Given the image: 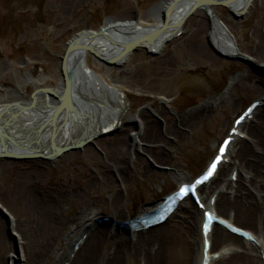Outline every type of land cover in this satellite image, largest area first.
Returning a JSON list of instances; mask_svg holds the SVG:
<instances>
[{"label": "bare ground", "instance_id": "obj_1", "mask_svg": "<svg viewBox=\"0 0 264 264\" xmlns=\"http://www.w3.org/2000/svg\"><path fill=\"white\" fill-rule=\"evenodd\" d=\"M216 1L228 2V10L236 16L248 3V0ZM174 2L177 4L167 18L168 28L160 36L152 38L155 30L164 25V14ZM195 4V0H170L159 7L157 22L151 26H141L135 20L112 22L105 26L101 34L100 31L91 33L88 30L76 34L65 51L71 49L65 62L67 77L64 78L62 75L57 87L50 92H47L48 88L40 87L36 96L32 95L28 101L21 98L9 104L12 105L11 107L0 104V154L4 152L11 156H43L50 159L31 157L29 160L51 161L65 154L55 156L60 148H73L70 151L80 150L86 145L84 143L92 140L93 136L108 131L116 132L113 137L108 138L107 147L101 148V155L96 149H85L84 166L70 165L64 169L65 172L74 171L77 176L82 174L81 183L74 181L59 183L55 188L57 197L53 200L47 195L43 198L37 195L44 190L42 181L47 175L38 165L22 168L13 174H7L4 169L0 170L2 205L7 212L16 213L18 216L14 215L17 217L16 233L21 236L27 234L26 244H22L20 248V252L24 253L25 264H37L46 254L54 255L56 258L65 253L67 255L63 264H125L131 258L143 260L142 264H195V260L202 264L204 243L198 218L202 220L204 214L197 207L187 206V201H183L178 210L171 215V219L161 226L133 235L124 228L112 226V222H97L95 220L97 214L89 208H83L94 203L93 189L101 185L114 190V194L108 199V204L117 205L119 189L116 184L120 182L124 184L129 180L130 167L135 170L134 173H139L142 171L140 168L148 166L147 161H141L136 153H143L156 163L170 162L173 159L169 151L177 145L186 143L188 136L193 135L199 128L201 120L217 105L206 103L194 113L176 117L162 106H156L154 113L142 111L137 117L132 116L129 120L138 130L136 136L144 145V147H135L136 151L133 155L127 140L128 130L120 129L117 122L127 113L123 102L120 101L117 93L112 94L99 83H94V78L97 80V73L88 64L90 53L77 48L80 45H88L93 49L95 58L111 70V66L127 63L132 53L123 56L124 51L128 45L139 42L140 46L136 48L156 55L152 59L150 68L146 70L147 80L150 81L148 83L151 86L173 77L175 68L184 65L191 67L205 65L211 69L216 68L218 59L206 48L205 37L209 44L212 43L223 55L239 56V49L229 37V28L225 20L213 8L215 5L199 6L197 9L200 8L203 12L190 20H186L187 17L183 24L188 22L189 27L185 29L186 31H181L183 24L181 26L178 24ZM258 7L261 20L256 25V30L249 33L250 47L246 50L247 54L254 56L251 62H256V59L264 56L263 0ZM207 30L209 34L205 36ZM172 40L175 44L174 49L178 52L177 58L176 54H174L175 58H171L172 56L165 50L166 45ZM127 73L134 75L141 72L134 68ZM242 76L241 79L237 78L233 81L235 88H239L243 79L246 84L242 89L258 91L261 89L260 86L264 85L262 78L248 74ZM144 80L146 77H140L135 81L137 84H142ZM67 87H70L68 93ZM224 96L226 99L231 98V92L225 93ZM94 101H100L101 104L93 103ZM260 102L261 106L255 109L258 118L256 119L254 115L252 121L244 122V125L249 124L248 140L243 143L241 138L235 139L234 142L240 144L236 158L234 160L231 158L227 164H223L218 169L216 173L218 185L211 186L213 185L211 181L208 186L200 189V195L202 203L208 208L212 207L218 217L224 218L219 213V209L225 210L229 207L236 213L235 218L238 221L248 217L255 226L260 227L262 232L258 234L256 231L244 229L252 232L257 241L254 243L227 232L221 226L214 225L209 237L211 248L208 256L212 257L213 254L219 253L220 258L212 261L211 264H264L262 259L264 255V235H262L264 233V99ZM232 104L236 109L240 107L238 104L234 105V102ZM155 115L162 117L164 123L155 119ZM131 143L135 145L137 141L133 139ZM222 169H229L230 177L236 172V181H227V177L220 174ZM172 175L174 176V172L164 174V177L169 178ZM189 182L183 179L179 184ZM208 189L209 195L204 199L201 191ZM66 190L71 192V199L62 196ZM212 197H216L214 207L210 204ZM45 200L51 203H45ZM71 201L77 212L63 221L59 217H62L63 211ZM57 204L62 209H59ZM158 204L145 209L141 214L150 213ZM181 208L184 209L183 219L178 223L171 222L172 217ZM230 217L228 212L227 218L224 219L230 222ZM122 221L125 220L119 222ZM232 223L235 225L234 222ZM64 224L69 227L65 237L67 243L58 246L55 240ZM107 224L108 227L105 226ZM25 229L27 232L23 233ZM4 230L5 227L0 222V251L10 247L5 241ZM68 241H74V245L77 246L70 247ZM215 246H219L216 252L213 251ZM159 253L163 255L160 261ZM0 264H6L1 256Z\"/></svg>", "mask_w": 264, "mask_h": 264}, {"label": "rangeland", "instance_id": "obj_2", "mask_svg": "<svg viewBox=\"0 0 264 264\" xmlns=\"http://www.w3.org/2000/svg\"><path fill=\"white\" fill-rule=\"evenodd\" d=\"M168 2L170 0H0V104L9 105L21 98L28 101L32 95L36 96L40 87L48 88L49 91L57 87L62 79L61 61L76 34L85 30L97 33L112 22L135 20L141 26H151L157 22L159 7ZM261 2L262 0H254L244 17H238L222 6H213L225 20L229 28V37L235 47L239 49L240 54L232 57L223 55L212 43L209 44L205 37L206 48L218 59L219 63L216 68L211 69L205 65L193 67L184 65L175 68L173 77L151 86L147 80L146 70L150 68L152 59L156 56L155 53L150 54L144 49L136 48L127 63L121 66H111V70L107 69L106 64L98 61L96 56L89 54L88 64L97 73V80L94 78V83H99L101 87L112 94L117 93L126 108V116L118 119L117 122L120 129L128 130L127 140H129L132 154L136 151L135 147H144L136 136L138 130L129 120L132 116L137 117L138 113L142 111L154 113L156 106H162L176 117L194 113L206 103L217 105L201 120L199 128L193 135L188 136L186 143L177 145L172 151H169L170 157L173 159L170 162L156 163L143 153H136L141 161H147L148 166L140 168L142 171L139 173H134L135 170L130 167L129 180L124 184L121 182L116 184L119 189L117 205L108 204V199L114 194V190L104 185L95 187L92 193L94 203L83 208L93 210L97 214L95 220L103 217L119 221L131 219L176 190L179 187V182L183 179L191 181L197 177L215 156L218 144L227 136V131L232 126L234 118L254 100L263 101L264 85L260 86L261 89L258 91L242 89L246 84L243 79L241 87L233 86V81L237 78L241 79L244 74L264 79V56L256 59V62H251L250 60L254 56L246 53L250 47L248 35L256 30V25L261 20L258 10ZM202 12V9H196L186 20L198 17ZM188 27L189 23L185 22L180 29L186 31L185 29ZM208 34L209 30L205 32V36ZM174 48V40L169 42L165 48L172 56L171 58H175L174 54L177 58L178 52ZM134 68L141 73L134 75L127 73L128 70H134ZM87 72L90 73L89 70ZM140 77H146V80L142 84H137L135 80ZM38 84L43 85L39 86ZM227 92H231V98H225L224 94ZM233 102L234 105L238 104L240 107L237 109L235 106L233 107ZM93 103L101 104L100 101ZM254 114L257 119L256 111ZM154 118L164 123L162 117L155 115ZM248 131L249 124L246 123L241 127V132L245 136L241 142L244 143L248 140ZM115 133L113 131L99 133L97 136H93L92 140H89L80 150L70 151L51 161L0 159V170L4 169L7 174H13L22 168H32L33 165H38L47 175L42 181L45 188L37 195L42 198L47 195L53 200L57 197L55 188L59 183L65 184L67 181L81 183L82 174L79 177L74 171L65 172L64 169L70 165L84 166L85 149H96L101 155V148L107 147L108 138L113 137ZM133 139L138 144L133 145L131 143ZM234 144L229 156L230 160L236 158V153L240 148V144L236 142ZM171 172H174V176L164 177V174ZM230 172L229 169H222L220 174H224L227 177L226 180L230 181ZM217 183L218 179L216 178L212 181L213 185L211 186L216 187ZM208 191L209 189L201 191L204 199L209 195ZM70 195L71 192L68 190L62 193V196L68 199H71ZM2 199L3 195H0V222L5 227L3 234L10 247L5 251H0V256L6 264H25L24 253L20 252V248L22 244H26L27 234L22 237L16 233L15 220L18 216L16 213L11 214L10 211H6L2 205ZM46 201L48 200L44 202L51 203ZM72 203L73 201L63 211L62 217H59L61 220L71 218L73 213L77 212ZM186 205L195 208L191 202H187ZM183 208L172 217L171 222L178 223L183 219ZM90 211L88 212L90 213ZM228 212L231 221L236 226L261 234L260 227L255 226L248 217L238 221L235 218L236 213L229 207H226L225 210L219 209V213L224 218H227ZM200 220L201 218H198V224ZM68 229L66 224L64 227L62 226L60 235L55 240L58 246L67 243L65 237ZM26 230H23V233H26ZM68 242L70 247H75L74 241ZM216 250H219V246L213 248V251L216 252ZM66 255L65 253L55 258L54 255L46 254L37 264H63ZM158 255H160L158 260H161L162 253ZM142 262L143 260L131 258L125 264H142ZM194 263L199 264L198 260H195Z\"/></svg>", "mask_w": 264, "mask_h": 264}, {"label": "water", "instance_id": "obj_3", "mask_svg": "<svg viewBox=\"0 0 264 264\" xmlns=\"http://www.w3.org/2000/svg\"><path fill=\"white\" fill-rule=\"evenodd\" d=\"M195 2H196V4L195 5H193L192 7H191V11H193L194 9H196V8H198L199 6H209V5H215V6H223V7H225V8H227L228 9V2H221V1H216V0H195ZM251 2H252V0H248V3L246 4V8L243 10V11H241L240 13H239V15H238V17L240 16V17H243V16H245L246 14H247V12H248V9L250 8V4H251ZM177 4V2H174V3H172V4H170V6L168 7V9L166 10V12H165V14H164V21H165V23H164V25L160 28V29H157V30H155V32H154V35H153V37L152 38H155V37H157V36H160L163 32H165V30L168 28L167 27V18L170 16V14L173 12L172 10H173V8H174V6ZM182 22L183 21H181V23L180 24H178V26H181V24H182ZM103 32V30L102 31H100V34ZM93 35H95L94 33H93ZM137 46H140V43L139 42H134L133 44H130V45H128L127 46V48H126V50L124 51V54H123V56H126V55H129L130 53H132L133 52V50H135L136 49V47ZM77 48L78 49H81L82 51H88L89 53H91V54H93L94 55V51H93V49L92 48H90L88 45H80V46H77ZM71 49H68V51L67 52H65V57L62 59V61H61V72H62V75L64 76V78H66L67 77V75H66V73H65V70H66V65H65V62H66V60H67V57L69 56L68 54H69V51H70ZM69 88L70 87H67V93L70 91L69 90ZM47 92H50V91H47ZM44 93H46V91H44ZM66 93V94H67ZM37 95V94H36ZM36 98H34V100H35ZM12 105H9V106H6V107H11ZM84 144H87V143H84ZM73 148H70V149H67V148H65V149H62V148H60V150L55 154V156L57 157V156H60L62 153H67V152H70V150H72ZM77 149H78V147H77ZM32 158H40V157H42V158H45V159H50V157H43V156H31ZM31 157L30 156H26V155H21V156H17V155H8V154H6V153H2V154H0V158L2 159V158H5V159H7V160H9V161H12V160H14V161H22V160H29V159H31Z\"/></svg>", "mask_w": 264, "mask_h": 264}, {"label": "snow or ice", "instance_id": "obj_4", "mask_svg": "<svg viewBox=\"0 0 264 264\" xmlns=\"http://www.w3.org/2000/svg\"><path fill=\"white\" fill-rule=\"evenodd\" d=\"M212 168H213V170L215 169V164H213ZM211 174L212 173L210 172L208 175L210 176ZM207 178H208V176H205L203 179L206 180ZM187 193H188V188L187 187L181 189V195H187Z\"/></svg>", "mask_w": 264, "mask_h": 264}]
</instances>
